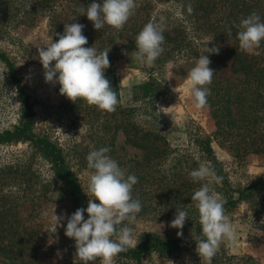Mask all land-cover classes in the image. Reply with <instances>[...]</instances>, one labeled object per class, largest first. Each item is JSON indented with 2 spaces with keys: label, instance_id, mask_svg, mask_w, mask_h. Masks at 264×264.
Wrapping results in <instances>:
<instances>
[{
  "label": "trees",
  "instance_id": "trees-1",
  "mask_svg": "<svg viewBox=\"0 0 264 264\" xmlns=\"http://www.w3.org/2000/svg\"><path fill=\"white\" fill-rule=\"evenodd\" d=\"M92 0H0V88L14 90L18 111L17 121L0 126V145L27 144L40 165L0 163V226L12 228L7 232L11 243L33 248L36 232L29 227L13 228L15 207L28 202L66 200L74 213L77 208H87L89 197L84 192L78 175L66 160L70 148H65L46 131H37L33 122V100L25 90L14 59L3 48L13 43L12 32L22 25H33L45 19L53 41L63 34L67 23L85 25L83 34L88 39L85 47L98 51L109 49L110 67L105 77L119 97V84L111 62L124 59L130 66L141 62L135 58L136 37L148 22L160 24L164 31V51L150 68L176 59H198L207 55L210 68L216 71L207 97L214 123L212 135L204 134L192 120L175 126L163 118L156 103L168 91L165 83L149 74L137 87L135 104L120 102L112 113H105L82 100L72 102L73 113L79 121L90 122L88 130L95 133L98 149L108 147V155L117 161L126 175L134 174L138 182L133 186V197L142 202V209L150 207L155 214L174 219L176 209L187 210L182 232L185 236L162 237L152 231L138 234L136 248L121 252L115 257L118 264H143L142 259L151 255L170 260L171 264H201L194 238H202L199 214L191 197L201 186L193 183L189 173L201 164L213 168L219 184L212 178L216 193L226 199V214L239 203L246 202L250 212L249 222L264 231V179H236L226 162L220 160L213 149L215 140L226 146L233 158H243L264 150V42L255 54L239 48L237 33L243 18L257 12L264 20V0H135L136 9L123 29L117 31L107 24L95 30L86 15H78V8H87ZM102 2V0H97ZM191 5L193 11H188ZM29 6V7H28ZM229 30L231 34L229 35ZM216 46L219 53H205L207 47ZM228 68L235 76L222 79L220 71ZM119 101V99H118ZM72 122V120H71ZM140 149L142 156L135 164H128L116 154L117 136ZM97 149V150H98ZM53 177V178H52ZM23 183V188L5 190L7 184ZM142 194H149L146 200ZM154 198V199H153ZM154 201V202H153ZM87 218V213H84ZM61 245L69 248V241ZM175 261V263L173 262ZM250 256L229 254L221 244L212 264H250ZM66 264H81L76 258Z\"/></svg>",
  "mask_w": 264,
  "mask_h": 264
},
{
  "label": "rangeland",
  "instance_id": "rangeland-1",
  "mask_svg": "<svg viewBox=\"0 0 264 264\" xmlns=\"http://www.w3.org/2000/svg\"><path fill=\"white\" fill-rule=\"evenodd\" d=\"M13 43L3 46L7 53L14 59L18 76L33 100L34 117L33 122L37 131H46L52 138L58 140L65 148H70L66 160L72 171H74L85 190L88 186L92 170L88 169L86 156L90 151L97 150L98 145L94 138L95 133L88 130L90 122L74 121L75 113L72 102L61 95L58 83L45 82L43 66L38 58V47L46 48L45 44L52 42V34L45 19L38 20L33 25H22L13 30ZM255 49L248 52L255 54ZM197 59H176L164 62L158 68L151 69L140 63L137 67L130 66L124 59H115L111 66L115 71L119 84V102L122 105L135 104L134 96L137 87L151 74L162 80L168 91L159 97L156 108L163 118H168L175 126H180L188 120L199 126L204 134L212 135L214 123L210 109L206 105L197 108L187 88V72L194 66ZM232 74L228 68L220 71L222 79L231 80ZM176 89V91H173ZM138 91V90H137ZM14 90L0 88V126L15 123L18 118L16 110L17 101ZM75 104H79L76 102ZM72 120V122H71ZM119 154L128 164L137 163L142 151L124 142V137L119 134L116 138ZM213 149L216 156L226 162L228 170L240 181L264 179V150L251 153L243 158H233L227 151L226 146L220 145L213 140ZM18 164L25 167L27 164L40 165L27 144H3L0 145V163ZM23 188V183L16 185L7 184L5 190ZM149 194H142L146 200ZM154 199V198H153ZM99 203V201H95ZM154 202V201H153ZM16 211V212H15ZM16 214L13 228L29 227L37 235L38 242L33 248L27 246L20 249L18 245L11 243L7 234L12 228L0 226V264H66L73 261L75 256L74 240L65 236L64 229L67 219L61 221L63 226H57V233L49 230L53 226L51 217L53 214L70 216V205L63 201H37L35 204H25L15 207ZM250 212L246 202L239 203L227 215L235 233L233 241H223L221 244L229 254L235 256H250V264H264V231L259 230L249 222L246 214ZM150 207L142 209L137 215L135 224L129 225L134 228L133 238L136 240L139 233L152 231L162 237L177 236L178 229L170 227L172 219L165 216H157ZM61 234L63 239L69 241V248L61 245ZM183 234H186L183 231ZM185 236V235H183ZM175 263V261L173 260ZM143 264H171L170 260L151 255L142 259ZM95 264H100L97 260ZM115 264H118L115 262ZM132 264V263H127Z\"/></svg>",
  "mask_w": 264,
  "mask_h": 264
},
{
  "label": "clouds",
  "instance_id": "clouds-1",
  "mask_svg": "<svg viewBox=\"0 0 264 264\" xmlns=\"http://www.w3.org/2000/svg\"><path fill=\"white\" fill-rule=\"evenodd\" d=\"M29 7V6H28ZM135 0H92L87 8H78V15H86L95 30H102L107 24L120 31L129 18L134 15ZM188 11H193L191 5ZM85 25L67 23L63 34L57 33L59 39L46 48L38 47V58L43 66L45 82L58 83L59 92L71 102L82 100L89 106H95L105 113H112L118 106V95L105 77V70L110 67L108 52L98 51L94 47H85L87 37L83 34ZM237 33L239 48L250 52L264 42V20L257 12H252L240 21ZM163 27L148 22L136 37L135 58L146 66H153L162 55L164 48ZM231 31L229 30V35ZM205 53H219V48L207 47ZM211 60L207 55L200 56L194 66L187 72V88L197 108L207 105V97L215 70L209 67ZM176 91V89H173ZM108 147L90 151L86 156L87 167L92 170L87 189L89 197L87 208H77L70 216L53 214V226L49 230L57 233V226L67 219L64 234L73 239L75 256L81 264H115V257L121 252L136 248L138 240L133 238L137 215L142 211V202L133 197V186L138 182L134 174L126 175L117 161L108 153ZM193 183L201 186L193 193L191 199L199 214L202 238H194L196 252L201 264H212L214 256L223 241H233L235 233L230 217L226 214V199L216 193L212 187V178L219 184L211 166L201 164L189 173ZM53 178V177H52ZM95 201H99L96 203ZM87 213L85 218L84 213ZM189 219L187 210L176 209L170 227L178 229L177 236L182 237V229Z\"/></svg>",
  "mask_w": 264,
  "mask_h": 264
}]
</instances>
